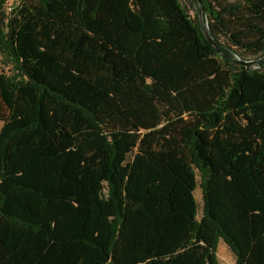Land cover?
<instances>
[{"label":"trees","instance_id":"obj_1","mask_svg":"<svg viewBox=\"0 0 264 264\" xmlns=\"http://www.w3.org/2000/svg\"><path fill=\"white\" fill-rule=\"evenodd\" d=\"M5 1L0 264H264V0Z\"/></svg>","mask_w":264,"mask_h":264},{"label":"rangeland","instance_id":"obj_2","mask_svg":"<svg viewBox=\"0 0 264 264\" xmlns=\"http://www.w3.org/2000/svg\"><path fill=\"white\" fill-rule=\"evenodd\" d=\"M180 1L183 2L185 0H180ZM10 3L12 4L13 0H6L4 2L3 6H5L6 4H10ZM7 12H10V11H7ZM190 14H191V16H193L194 11H191ZM195 197H196V200L198 201V204H199L200 193H199L198 187L195 190ZM215 255H216L218 264H235L233 254L231 253V251L229 250L227 245L220 239L217 241V244H216Z\"/></svg>","mask_w":264,"mask_h":264},{"label":"water","instance_id":"obj_3","mask_svg":"<svg viewBox=\"0 0 264 264\" xmlns=\"http://www.w3.org/2000/svg\"><path fill=\"white\" fill-rule=\"evenodd\" d=\"M198 1V18H199V23H200V26H201V29L203 30L207 40L209 42H212L211 41V38L208 34V31H207V28H206V25H205V22L203 20V16H202V9H201V4H200V0H197ZM254 60H248V61H240V62H243L244 64H247V63H250Z\"/></svg>","mask_w":264,"mask_h":264},{"label":"bare ground","instance_id":"obj_4","mask_svg":"<svg viewBox=\"0 0 264 264\" xmlns=\"http://www.w3.org/2000/svg\"><path fill=\"white\" fill-rule=\"evenodd\" d=\"M6 11H11V3L4 6Z\"/></svg>","mask_w":264,"mask_h":264},{"label":"built area","instance_id":"obj_5","mask_svg":"<svg viewBox=\"0 0 264 264\" xmlns=\"http://www.w3.org/2000/svg\"><path fill=\"white\" fill-rule=\"evenodd\" d=\"M18 0H13V3L11 4V11L14 9V6L17 4Z\"/></svg>","mask_w":264,"mask_h":264},{"label":"crops","instance_id":"obj_6","mask_svg":"<svg viewBox=\"0 0 264 264\" xmlns=\"http://www.w3.org/2000/svg\"><path fill=\"white\" fill-rule=\"evenodd\" d=\"M1 123H2V122L0 121V127H1ZM195 199H196V197H195Z\"/></svg>","mask_w":264,"mask_h":264}]
</instances>
